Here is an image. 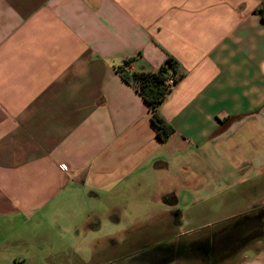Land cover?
<instances>
[{"label": "crops", "instance_id": "crops-1", "mask_svg": "<svg viewBox=\"0 0 264 264\" xmlns=\"http://www.w3.org/2000/svg\"><path fill=\"white\" fill-rule=\"evenodd\" d=\"M263 5L0 0V264H100L105 255L104 263L135 264L126 258L140 245L131 249L121 235L108 247L109 239L97 235L105 219L99 210L78 218L64 207L77 193L99 201L113 188L116 202L125 194L132 203L142 188L146 204L176 206L209 199L220 184L260 186L264 20L257 10ZM167 56L183 77L158 106L174 128L160 142L148 105L118 68L132 59L128 71H155ZM255 199H245L244 206L250 209ZM174 209L146 219V227L159 228L157 237L141 244L170 237L168 213ZM178 210L180 231L192 218ZM48 211L51 228L44 233L52 236L60 226L62 247L42 230L27 231L26 222ZM137 221L133 215L119 230L132 238ZM237 264H264V247L254 252L248 245Z\"/></svg>", "mask_w": 264, "mask_h": 264}, {"label": "rangeland", "instance_id": "rangeland-1", "mask_svg": "<svg viewBox=\"0 0 264 264\" xmlns=\"http://www.w3.org/2000/svg\"><path fill=\"white\" fill-rule=\"evenodd\" d=\"M258 183V182H257ZM221 187L218 190H215L214 194H212L211 198L206 199L205 197L197 200L196 204H183L179 203L176 204V206H169L166 204H161L159 201H152L146 204L144 202V198H142L143 194L147 193L145 191L146 189L142 190L140 188L138 190L137 197L133 198L135 200L128 201L125 197L119 199L116 202L115 194L112 191H108V194L105 195V198L102 196L101 199L94 200L93 198H88L89 192H87L86 189H81L82 192H87L88 196L77 193L76 195L71 196L70 203L68 202L67 205H64L65 208H69L72 210V212L79 213L76 214V217L80 218L85 214V212L88 209L96 208V210H99V213L103 214L105 219L102 220V228L97 235L101 236V238L109 239L107 241L108 247L116 242V239L119 240L120 236L124 237L125 239H129L128 243H133V249L134 247L141 244L142 241L146 239H151L154 234L155 237H157L158 233V226L154 225V227H146V224H148L147 220L148 218H151V215H157L164 213L167 209H172L173 207L181 209L182 214L185 216H190L192 219L190 220V223H184L185 225L182 226L183 231L187 236L189 237H200L204 236L208 233H211L213 230H217L223 226H226V224L231 223L235 220L238 216H240L239 219H242V215L247 214L248 212L252 213L250 215H247V217H251L254 215H260L261 216V232L260 237L254 238V240L250 243L243 244L244 246L241 247V249L236 252L233 257L228 262H225L224 264H237V262L240 260L241 255H243L245 247H248V245H251L252 251L256 252L259 251V249H262L264 247V210L261 211L260 208H264V198L260 199L259 197L261 195L264 196V182L261 181V185L256 188H247L248 184L244 185V187H238V188H225L220 184ZM224 185V184H223ZM259 185V184H258ZM204 193H209L208 191L203 190ZM78 197H83L81 199H78ZM249 197L257 198L254 200L255 204H252L249 209V205L244 206V200L248 199ZM206 199V200H205ZM163 200V199H162ZM95 201V202H92ZM169 201L166 199V202ZM262 202V203H260ZM244 206V208H242ZM242 208V209H241ZM244 210L241 211L239 214H235V211L237 210ZM69 212V210L67 211ZM133 215L138 216L137 225L133 228V237H130V231L124 230L120 231L119 227H123L125 229L127 225L130 223V217ZM120 218V226H117L115 224V218ZM43 218L41 224H34L38 223V219ZM186 218V217H185ZM77 219V218H76ZM184 220V219H183ZM37 221V222H36ZM65 221H61V223L65 224ZM237 221H235L236 223ZM141 223H144L141 225ZM44 224V227H42ZM140 224V226H139ZM48 225V227H46ZM26 226L28 227L27 231H41V234L46 235L43 237H47L50 239V243L54 245V247H62L65 245V242L60 239L59 236H57V233L59 234L62 232V229H59L60 226L56 228V226L53 227L55 230L53 231L52 236H50L51 233H44L49 231L51 227V213L48 211L43 216L38 217L33 222H26ZM143 226V227H142ZM195 226V227H194ZM198 226V227H196ZM178 228L173 226L171 234L173 235L174 232L178 231ZM260 231V230H259ZM41 235V236H42ZM152 236V237H151ZM151 237V238H150ZM65 240H69L70 238L68 236H63ZM91 238V237H90ZM157 239V238H155ZM46 238H43L41 243L45 242ZM151 242L146 244H150ZM106 244V242H105ZM145 244V243H143ZM136 245V246H135ZM127 250V249H126ZM125 249H123V252H126ZM242 251L239 255L238 253ZM245 252H249L248 250H245ZM72 256V255H71ZM106 255L104 257H100L99 261L100 264H103L105 261ZM79 260L77 257H74V261ZM82 264V263H78ZM178 264V263H175ZM189 264V262L187 263Z\"/></svg>", "mask_w": 264, "mask_h": 264}, {"label": "flooded vegetation", "instance_id": "flooded-vegetation-1", "mask_svg": "<svg viewBox=\"0 0 264 264\" xmlns=\"http://www.w3.org/2000/svg\"><path fill=\"white\" fill-rule=\"evenodd\" d=\"M180 215L178 209L168 213V229L170 225L171 228L179 227ZM261 221L260 215L244 217L236 223L234 220L211 233L195 238L177 231L170 234V237L151 244H140L137 252L128 256L126 261L135 264H224L243 244L260 237ZM104 264H121V261L110 259Z\"/></svg>", "mask_w": 264, "mask_h": 264}, {"label": "trees", "instance_id": "trees-1", "mask_svg": "<svg viewBox=\"0 0 264 264\" xmlns=\"http://www.w3.org/2000/svg\"><path fill=\"white\" fill-rule=\"evenodd\" d=\"M257 12L264 20V5ZM131 62L132 59L125 60L123 65L118 68V73L148 105L150 121L155 128L156 138L160 142H165L173 134L174 128L158 110V106L171 91V88L165 82L166 79L173 76L175 85L183 77V73L179 70L176 60L171 56H167L164 64L155 71L130 72L127 67ZM166 199L167 197H164L165 201ZM260 210L263 211L264 208H260ZM251 213L252 211L242 215V219ZM239 218L240 216L235 218V221L241 220Z\"/></svg>", "mask_w": 264, "mask_h": 264}, {"label": "built area", "instance_id": "built-area-1", "mask_svg": "<svg viewBox=\"0 0 264 264\" xmlns=\"http://www.w3.org/2000/svg\"><path fill=\"white\" fill-rule=\"evenodd\" d=\"M165 82L170 88H172L174 86V77L170 76L169 78L166 79ZM61 169L66 170V166L61 164Z\"/></svg>", "mask_w": 264, "mask_h": 264}]
</instances>
